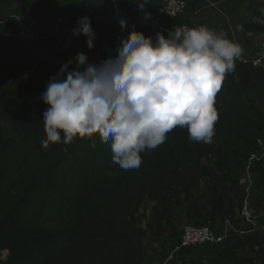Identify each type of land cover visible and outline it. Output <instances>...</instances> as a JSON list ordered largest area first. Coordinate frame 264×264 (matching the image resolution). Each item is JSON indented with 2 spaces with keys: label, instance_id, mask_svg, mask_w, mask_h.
<instances>
[{
  "label": "trees",
  "instance_id": "1",
  "mask_svg": "<svg viewBox=\"0 0 264 264\" xmlns=\"http://www.w3.org/2000/svg\"><path fill=\"white\" fill-rule=\"evenodd\" d=\"M247 11L245 34L264 38V0H249ZM98 13L93 0H0V18L65 17L67 27L77 25V16ZM50 41L36 46L57 51ZM252 41L247 39L254 47ZM22 43L0 44V264H148L157 249L149 252L146 241L174 238L185 224L220 228L228 219L248 228L238 218L245 198L239 179L257 155L250 166L253 194L264 200L263 68L235 62L215 99L218 119L210 142L191 141L187 129L177 127L141 154L138 168L124 170L98 135L42 147L48 107L42 93L79 45L65 57L57 51V68L38 64L34 73L19 76L8 60L20 55ZM118 45L116 38L103 43L100 60L95 48L86 55L99 63L115 56ZM253 51L255 58L260 48ZM259 225L263 231L225 249V264H264V222Z\"/></svg>",
  "mask_w": 264,
  "mask_h": 264
},
{
  "label": "clouds",
  "instance_id": "2",
  "mask_svg": "<svg viewBox=\"0 0 264 264\" xmlns=\"http://www.w3.org/2000/svg\"><path fill=\"white\" fill-rule=\"evenodd\" d=\"M146 4L141 0L142 11ZM119 23L127 26L125 19ZM72 35L85 37L94 49L89 17L77 21ZM115 53L99 63L77 53L50 77L41 97L48 105L42 147L98 135L110 146L112 162L129 170L177 127L186 128L191 141H211L217 93L242 56L237 42L207 25L176 26L154 37L133 26Z\"/></svg>",
  "mask_w": 264,
  "mask_h": 264
},
{
  "label": "built area",
  "instance_id": "3",
  "mask_svg": "<svg viewBox=\"0 0 264 264\" xmlns=\"http://www.w3.org/2000/svg\"><path fill=\"white\" fill-rule=\"evenodd\" d=\"M115 5L114 0H111ZM186 0H162L160 8L147 19H134L126 12H121L118 9L115 11L116 15V27L114 38L118 43L127 37L130 30L136 31H151L161 32L167 35V30L174 29L176 26H188L193 28L189 23L183 21V15L186 13ZM14 20L13 29L0 33V44L3 41L19 40L25 44H36L43 40H51L57 48L59 54L63 57L68 56L76 46L75 38L70 34L73 27H67L65 25V17H58L51 25H47L48 21L22 16L11 17ZM120 19L127 21V26L122 29L120 26ZM4 21L3 23H6ZM0 23V24H3ZM96 33V41L94 48L96 49L95 60L102 58V48L105 38V34L94 29ZM53 39H60L58 43ZM240 61L244 63H251L254 67H261L264 69V43L262 49L253 59L240 58ZM258 161L260 158L257 155H252L249 159L241 178L239 179V185L245 191V198L243 201V207L238 214V218L242 220L250 228L248 230L240 231L230 220H226L222 226L221 232L217 231L210 225L204 227H194L189 224H185L182 227V234L178 246L172 254H175L181 250L189 249L193 247L205 246V245H221L225 244L232 235L252 233L257 230L263 231V227L259 225L258 218L252 211V200L254 198V180L250 170V166L253 161Z\"/></svg>",
  "mask_w": 264,
  "mask_h": 264
},
{
  "label": "crops",
  "instance_id": "4",
  "mask_svg": "<svg viewBox=\"0 0 264 264\" xmlns=\"http://www.w3.org/2000/svg\"><path fill=\"white\" fill-rule=\"evenodd\" d=\"M93 1L97 4L99 13L93 17H89V16L87 17L91 19L92 28L97 29L98 31L105 34V38L103 42L104 45L112 38H114L115 32L117 30L116 15H115V11L117 9L121 12L128 13L134 19H146L145 13L150 14L149 16L150 18L160 8L162 4V0H147V4L144 6V10L142 11L140 7L141 0H114L116 6H114L113 1L111 0H93ZM186 2H187V9H186V13L183 15L182 20L189 23L193 28L200 25H207L210 28L215 29L217 32L223 31L227 33L229 39H233L241 46L242 56H244L245 58L251 57V55L254 52L253 51L254 47L255 48L259 47L261 50V44L264 42V38L262 37L254 38L252 37L253 35H248L245 34L244 32V26L248 22L247 7L249 0H186ZM70 17H74V15L73 14L70 15ZM82 17L84 16L82 15L77 16L78 19ZM52 22L54 23L55 19L49 20L47 25H51ZM12 24H14V20ZM143 33L145 34V36H153V37L156 34V32H151V31H143ZM73 37L76 38V41L78 42L79 45L78 53L83 52L86 54V50L88 49V47L87 49L85 48L87 44L83 42V38L75 37V36ZM248 38L253 40L252 44L254 43V47H252L251 43L249 44L247 43ZM249 46H251V48H248ZM35 50L37 51V53L40 52L44 53L45 57L52 58L50 64L47 63L48 61L43 62L42 64H46L48 66L57 68V65L59 64V60H61L60 55L58 54L57 51H55L52 48L49 49L50 52L48 53L47 52L48 49L45 44H43L42 47H35ZM67 59L68 58H66V60ZM73 68H75L74 65ZM259 200L260 201H255L254 199L252 200V211L259 221L264 222V200L260 198ZM245 226L248 227L246 230L250 228L246 224ZM237 228L240 231H244L243 229H245L246 227L243 226V229H240L239 227ZM215 229L221 232L222 228L216 227ZM249 234L251 233L232 235L224 245L207 246V247H211V249L193 247V248L181 250L175 254H172L174 251L169 252L170 249H166L164 254L161 251L158 252L157 249L155 253L154 252L152 253V257H150L148 264H175L181 261H189V260L196 262L198 264H225L222 261V257L225 249L232 242L238 239V237ZM169 239L170 238H167V240ZM156 245L157 243L153 244V246ZM175 256L176 259H173Z\"/></svg>",
  "mask_w": 264,
  "mask_h": 264
},
{
  "label": "rangeland",
  "instance_id": "5",
  "mask_svg": "<svg viewBox=\"0 0 264 264\" xmlns=\"http://www.w3.org/2000/svg\"><path fill=\"white\" fill-rule=\"evenodd\" d=\"M32 17V16H31ZM11 17H5V18H0V21L3 22L7 21L5 24L3 23L2 25H0V33L6 32L10 29H13V19H10ZM34 18V17H32ZM40 19H43V17H39V21H42ZM264 43V42H263ZM263 43L261 44V49L263 46ZM36 44H21L20 46H18V50L20 51V55L16 58V59H12V60H8V63H10L11 65H13V70L14 73H16L19 76H22L24 74H30V73H34L36 71V68L38 67V64H42L43 62H47L48 64L51 63L52 58L51 57H45V54L40 52L37 53V51L35 50ZM47 49H48V53L50 52L49 49H51L50 47H48V45H46ZM87 49V46L85 47ZM52 54V53H51ZM244 59H252L253 57H249V58H245L244 56H241ZM20 81L23 80V78H20ZM255 201H260L258 197L254 196L253 198ZM181 234L182 232L180 231L178 233V235L174 238H170L169 240H164L162 242L157 243L156 246H153L152 243H150L148 240L146 241V249L150 252L151 250L154 249H158V252H162L163 254L165 253L166 249H170L169 252L174 251V249L176 248V246L178 245V241L181 238ZM167 244V245H166ZM166 245V246H165ZM224 245V244H221ZM207 246H212V245H206V246H199L197 248H209L211 249V247H207ZM9 253L5 252L2 255V260H6V258L8 257ZM164 257V255H163ZM176 259V256L173 258Z\"/></svg>",
  "mask_w": 264,
  "mask_h": 264
},
{
  "label": "bare ground",
  "instance_id": "6",
  "mask_svg": "<svg viewBox=\"0 0 264 264\" xmlns=\"http://www.w3.org/2000/svg\"><path fill=\"white\" fill-rule=\"evenodd\" d=\"M187 4V3H186ZM186 9H187V5H186Z\"/></svg>",
  "mask_w": 264,
  "mask_h": 264
}]
</instances>
